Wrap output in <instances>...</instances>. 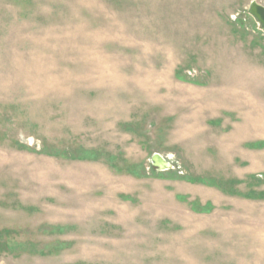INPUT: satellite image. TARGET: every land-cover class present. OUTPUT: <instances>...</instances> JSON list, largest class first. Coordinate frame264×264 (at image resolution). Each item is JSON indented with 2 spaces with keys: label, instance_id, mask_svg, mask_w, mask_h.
Here are the masks:
<instances>
[{
  "label": "rangeland",
  "instance_id": "374dc122",
  "mask_svg": "<svg viewBox=\"0 0 264 264\" xmlns=\"http://www.w3.org/2000/svg\"><path fill=\"white\" fill-rule=\"evenodd\" d=\"M253 1L0 0V264H264Z\"/></svg>",
  "mask_w": 264,
  "mask_h": 264
},
{
  "label": "water",
  "instance_id": "95a60500",
  "mask_svg": "<svg viewBox=\"0 0 264 264\" xmlns=\"http://www.w3.org/2000/svg\"><path fill=\"white\" fill-rule=\"evenodd\" d=\"M247 13L256 21L264 33V6L253 1L249 4ZM150 163L156 171H169L172 169L171 164L158 154L151 157Z\"/></svg>",
  "mask_w": 264,
  "mask_h": 264
}]
</instances>
